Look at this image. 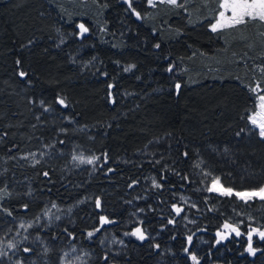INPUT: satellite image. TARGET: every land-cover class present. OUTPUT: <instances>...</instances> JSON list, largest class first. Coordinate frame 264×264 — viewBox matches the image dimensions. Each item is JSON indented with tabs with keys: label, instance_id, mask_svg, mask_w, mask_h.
I'll return each instance as SVG.
<instances>
[{
	"label": "trees",
	"instance_id": "trees-1",
	"mask_svg": "<svg viewBox=\"0 0 264 264\" xmlns=\"http://www.w3.org/2000/svg\"><path fill=\"white\" fill-rule=\"evenodd\" d=\"M219 2L164 4L147 15L137 0H0V231L57 203L74 208L73 221L34 227L52 257L79 244L96 264H196L193 255L199 264H264V240L253 235L257 251H246L249 227L264 231V201L208 190L215 178L235 191L264 185V138L249 119L264 93V23L214 32ZM74 126L92 131L83 138L101 153L94 173L57 153L77 144ZM47 142L53 159L23 157ZM150 174L159 185L146 224L156 236L140 240L132 233L146 224L127 223L124 197L144 193ZM184 192L200 208L181 204ZM185 215L197 220L190 228ZM235 218L244 220L241 235L217 243ZM110 229L127 243L120 254L102 245ZM199 234L212 239L202 251ZM37 245L23 244V254L37 258Z\"/></svg>",
	"mask_w": 264,
	"mask_h": 264
},
{
	"label": "rangeland",
	"instance_id": "rangeland-1",
	"mask_svg": "<svg viewBox=\"0 0 264 264\" xmlns=\"http://www.w3.org/2000/svg\"><path fill=\"white\" fill-rule=\"evenodd\" d=\"M61 1L66 2V4H68L69 6H73L75 3L79 4L80 1H84V0H80V1L61 0ZM132 1L133 0H130V4H132ZM137 1H139L140 3H145L146 5L145 10L148 13L147 15H151L153 12H155L157 6L167 4V3H160L159 0H156V6L153 7L148 3V0H137ZM194 1L195 0H177L178 4H184L185 6L187 5V2H191L190 4L192 6ZM199 1L201 5H203L204 7H207L209 5V0H199ZM208 13H211V11H209ZM228 14L230 15V13ZM202 18H204V16ZM216 18H218V14ZM216 18L212 24L216 22ZM261 95H264V93H262ZM260 104L261 101L259 99L257 109L251 116L261 111ZM74 130L75 133L79 132L82 134V135L80 134L81 136H79L78 138L79 140L76 142L77 144L71 148L70 152H65L64 147L61 146L57 151V153L59 156H68L70 163L75 169L79 171L88 170L90 173H94V171L97 168V163L100 160L101 153L98 152L96 149L86 145L84 143L86 140L83 138L86 135L89 137L88 139L93 138L92 131H90V129L85 126L78 128L74 126ZM79 143L82 144L79 145ZM54 146H55V142H51V143L47 142V144H45V146L42 147V149L40 150L30 149L23 154V157L24 158L26 157L27 160L31 161V163H37L42 160L53 159L54 154L52 152V149ZM74 156L83 157L84 160H87L88 158H98V159H94L92 164H88V163H81L79 159L74 160L73 159ZM219 182L220 185H222L224 188H228L224 186L220 180ZM157 185H159L157 177L155 176V174H150L141 183V187L144 190V193L137 194L136 192L138 189H135L125 194L124 198L126 199L129 208V218H128L129 222L127 223H133V224L135 223L142 224L143 222H145V224L148 223V218L146 216L147 215L146 207L152 206V203L150 201L153 202L156 201L151 196V192L155 190ZM211 187H212V183L209 184L208 189ZM242 191H250V190H239V191L233 190V193L242 192ZM178 201L181 204L186 205V207L192 206L194 208H200L201 206L199 198L190 192H184L183 194H179ZM73 210H74L73 207H62L57 203L48 204L44 207L43 210L38 212L36 216L29 218L27 220H22L16 226L13 225L12 226L13 229L10 230L9 232H7L6 230L4 231V229H2L0 231V253H2L0 254V264H96L95 262L96 253L79 244H74L69 247H66L62 250L61 255H59L58 257L56 256L52 257L49 243L42 236L37 235L34 230V227L40 225H45L48 227L59 226L62 223H66V221H73ZM248 217H251L252 221L256 223L255 224L256 226H260L262 224L261 222H258V220L255 219L253 216L249 215ZM196 221L197 220L191 217V215H185L184 221H182L181 224L187 228H190L191 224L195 223ZM233 221H235V224L236 223L242 224L244 222L242 218L239 219L235 218L233 219ZM29 225H31V227H29ZM139 228L142 230L145 237L147 235L156 236V234L150 228L149 224H146L144 226L139 225ZM5 229H7V226ZM211 241L212 239L209 234H199L197 236V243L195 247L198 251H202L211 244ZM32 242L33 243L36 242L38 244L36 246L37 247L36 251H39L37 258L26 257V255H24L22 252L21 246L23 244L26 245ZM9 244L13 245L14 247H9ZM102 245L106 250L116 254H120L126 248L127 243L122 237L115 235L110 229L107 232V234L104 235L102 239ZM166 250H169L171 254H174L173 250H171L169 247ZM225 255H226V249L223 248L219 252V256L223 258L225 257ZM262 255L263 256L261 258L264 261V250L262 252ZM166 260H167L166 258L162 257V259H160L161 264H165L167 262ZM249 264H260V263L256 261H251Z\"/></svg>",
	"mask_w": 264,
	"mask_h": 264
},
{
	"label": "snow or ice",
	"instance_id": "snow-or-ice-1",
	"mask_svg": "<svg viewBox=\"0 0 264 264\" xmlns=\"http://www.w3.org/2000/svg\"><path fill=\"white\" fill-rule=\"evenodd\" d=\"M159 2L167 3L169 5L176 7L182 6L178 4L177 0H159ZM148 3L153 7L156 6V0H148ZM217 11H218V18H216V22L211 26L212 31L214 32L217 31L218 29L246 25L253 21H259L261 23H264V0H220V2L217 5ZM228 13H230V15ZM136 15L139 17V13H136ZM79 27L81 29V32H87V28H85L83 24L79 25ZM157 47H159V45H157ZM127 70L128 69H125V71ZM169 71H171V69H169ZM261 71L264 72V69H261ZM20 75L24 76L25 73L21 72ZM176 87L177 89H179L180 85L177 84ZM257 87H259V85H257ZM252 90L255 91V89ZM259 99L261 101L260 104L261 111L249 117V119L251 123L259 129V136L261 138H264V95H261ZM58 102L61 105H64L63 99L59 100ZM73 159L74 160L79 159L81 163L92 164L94 159H98V158H88L87 160H84L83 157L74 156ZM45 175H47V173H45ZM208 190L219 192L221 195H225V196H232L234 194L237 198L244 201L245 203L257 198L261 201H264V186L250 191L233 193L232 188H224L222 185H220L219 178H215L212 181V187L209 188ZM97 206H99V201H97ZM175 211L177 214H179L182 211V209L177 207L175 208ZM101 220L102 222L105 223L109 222L104 217H101ZM29 227H31V225H29ZM223 229L224 231L222 232L218 231L216 233L218 237L217 243H220V241L227 239L228 236L232 233H235L236 236L241 235L240 228L236 224L225 222L223 224ZM91 235L92 233H89V236ZM132 235L137 236L138 239L140 240L145 239V236L140 228H137L135 232L132 233ZM253 235L258 236L260 240H264V231H261L258 228L249 227L247 231L246 251L251 255H255L257 251V249L253 247ZM191 239L192 237L189 236L188 237L189 242L191 241ZM9 247H14V246L9 244ZM24 250L26 252L30 251V249L27 248ZM191 258L194 262H196V264H199L195 255H193Z\"/></svg>",
	"mask_w": 264,
	"mask_h": 264
},
{
	"label": "water",
	"instance_id": "water-1",
	"mask_svg": "<svg viewBox=\"0 0 264 264\" xmlns=\"http://www.w3.org/2000/svg\"><path fill=\"white\" fill-rule=\"evenodd\" d=\"M128 4L131 5V4H130V0H128ZM135 13H137V11H135Z\"/></svg>",
	"mask_w": 264,
	"mask_h": 264
},
{
	"label": "bare ground",
	"instance_id": "bare-ground-1",
	"mask_svg": "<svg viewBox=\"0 0 264 264\" xmlns=\"http://www.w3.org/2000/svg\"><path fill=\"white\" fill-rule=\"evenodd\" d=\"M128 2V1H127Z\"/></svg>",
	"mask_w": 264,
	"mask_h": 264
}]
</instances>
